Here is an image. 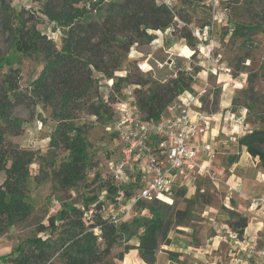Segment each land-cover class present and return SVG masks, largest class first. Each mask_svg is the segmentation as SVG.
<instances>
[{"label":"rangeland","instance_id":"374dc122","mask_svg":"<svg viewBox=\"0 0 264 264\" xmlns=\"http://www.w3.org/2000/svg\"><path fill=\"white\" fill-rule=\"evenodd\" d=\"M43 1L0 0V59L9 55L14 57L10 65H2L1 73L9 69L16 70L20 77L21 89H25L38 76L43 62L39 56H23L13 52L8 32L10 24L15 25L17 18L25 28H35L50 38L57 47L60 46L61 29L41 14ZM156 1L166 3L173 9L175 33L172 29L155 32V40L150 44L132 47L120 71L114 73L115 79L140 73L146 75L145 78L166 82L174 78L178 71L184 72L193 76L192 91L189 93L198 98L199 110L203 114L213 115L214 118L218 116L221 123L224 122L226 114L235 120V123L239 119L241 121V130L234 131L231 128L228 132L219 131L214 139L211 136L208 138L215 149V157L208 175L188 179L182 187L174 188L170 195L171 200H167L169 203L159 202L172 205L173 208L169 213L172 222L167 234L169 243L159 246L156 264L157 258L160 257L166 259L165 263L168 260L174 264H187L185 256L181 255L179 244L182 236L187 234L193 241H199L229 230L231 240H241L243 236L238 238L233 231L232 226L237 221L234 214L245 217L248 223L250 214L246 210L253 208L254 214H257L256 210L264 212L263 206L252 207L253 200L262 199L264 194L250 197L241 194L230 195L227 191L228 181L225 179L226 170L232 161L241 155L251 161V167L256 165L257 170L264 168L257 158L256 164H253L254 158L238 145V139L246 133L253 129H264V0H217L216 7L207 5L203 0ZM237 26H243L245 29L234 34ZM182 28L190 31L194 45L189 46L187 41L179 36V30ZM197 30L208 34L207 43H211L213 47L214 63H207L202 57V44L197 35L195 36ZM113 83V80L105 79L99 83L100 95L107 103L125 102L139 89L138 86L122 83L117 91ZM179 96L185 97L182 94ZM16 115L23 121V132L10 141L33 155L26 186V202L32 207V212L26 219L0 234V264H9L10 259L18 255L17 250L25 245L26 240L49 237L46 233L38 234L37 226L47 225L48 218L54 216L64 204L73 203L81 208L84 200L92 199L89 202L94 201L93 205L101 203L103 218L114 213L113 202L111 203L107 190L111 186L108 165L119 159L116 137L112 130H109L115 116L106 121L84 113L77 115L74 123L84 131L89 165L85 171V179L72 190L62 192L59 190L55 172L66 159L67 152L61 145L51 146L50 137L56 122L52 119L50 110L37 106L31 116L27 110L20 108ZM208 131L210 129L206 131L205 137ZM241 177L242 180L248 179L245 172ZM3 178L4 175L0 173V184ZM256 181L259 182V179ZM127 188L129 187L126 186ZM130 188L132 190L131 186ZM181 190L185 192L183 196L180 195ZM237 200L240 207L236 205ZM145 206L138 204L133 207L124 216L123 221L130 222L134 218L148 217ZM176 212L184 215L175 216ZM56 237V234L51 235V240ZM128 244L137 245V239L133 238ZM122 247H114L106 261L124 264L126 258L131 259L127 256L129 251L121 261L119 260ZM136 261L138 264L144 263L138 255ZM129 262L128 264H133L134 261ZM39 264H61V261L57 253H52L46 263Z\"/></svg>","mask_w":264,"mask_h":264},{"label":"trees","instance_id":"16d2710c","mask_svg":"<svg viewBox=\"0 0 264 264\" xmlns=\"http://www.w3.org/2000/svg\"><path fill=\"white\" fill-rule=\"evenodd\" d=\"M40 12L61 29L59 47L35 28H25L17 18L16 24H10L8 29L14 53L41 58L43 67L38 76L21 89L16 70L1 73L2 65H10L14 57L0 59V173L4 175L0 184V234L32 212L26 202V186L33 155L10 141L23 132V121L16 115L18 109L27 110L31 116L37 106L50 110L56 122L51 146L61 145L67 152L55 172L59 190L63 192L85 179L89 165L84 131L74 123L77 115L84 113L106 121L115 116L113 105L118 101L107 103L102 99L99 92L102 79L113 80L117 91L122 83L139 87L132 99L136 118L142 122L170 119L168 107L179 95L192 91L193 76L180 71L166 82L145 78L140 73L114 77L132 47L150 44L155 40V32L172 29L175 33V14L167 4L156 0H44ZM244 29L237 26L234 34ZM179 32L189 46L194 45L190 31L182 28ZM238 145L264 166V129L246 133L238 139ZM107 192L112 203L114 188L110 186ZM184 193L181 190L180 195ZM90 200H84L81 208L73 203L64 204L48 218L47 225L37 226L38 234L46 233L49 237L26 240L9 264L46 263L52 253H57L61 264H113L106 259L120 245L123 246L120 261L129 251L136 250L142 262L156 264L159 246L169 243L172 205L159 200L141 201L138 204L146 205L148 217L114 223L110 217L101 216V203L93 205L95 202ZM89 209L93 213L86 218ZM182 215L175 213L178 217ZM234 216L237 221L233 231L242 238L247 219ZM53 234L57 236L55 240H51ZM133 238L137 239L135 246L128 244Z\"/></svg>","mask_w":264,"mask_h":264},{"label":"built area","instance_id":"2783aa9c","mask_svg":"<svg viewBox=\"0 0 264 264\" xmlns=\"http://www.w3.org/2000/svg\"><path fill=\"white\" fill-rule=\"evenodd\" d=\"M203 1L214 7L218 5L217 0ZM196 33L202 44V57L207 63H214L208 34L198 30ZM182 95L185 97L178 96L168 107L170 119L159 123L137 120L132 97L113 105L115 119L109 130L116 137L119 159L108 165V178L114 188V213L107 217L114 223L123 221L141 201L169 203L167 200H171L176 186L182 187L188 179L209 174L215 157V149L205 137L209 116L199 110L196 96L188 92ZM227 191L230 195L239 194L237 186L227 184ZM252 206L264 207V197L253 200ZM92 213L89 209L85 217ZM252 257L246 264H264V246Z\"/></svg>","mask_w":264,"mask_h":264},{"label":"crops","instance_id":"0c3cea01","mask_svg":"<svg viewBox=\"0 0 264 264\" xmlns=\"http://www.w3.org/2000/svg\"><path fill=\"white\" fill-rule=\"evenodd\" d=\"M212 116H209L210 131L207 132L206 136L208 142V138L211 136L214 139V136L219 131L228 132L231 128L234 131L241 130L240 119L235 123L236 121L226 114L224 115V122L221 123L218 116H215V118ZM256 161L254 158L253 164H256ZM250 163L251 161L246 156L241 155L232 161V164L226 170L227 176L225 179L228 181L227 184L238 186L237 189L240 190L237 195L241 194L242 196L250 197L264 194V168L257 170L255 168L256 165L251 167ZM222 168L223 166L220 167V169ZM244 172L248 177L246 180H242L243 178L241 177ZM257 179H259V182L256 181ZM236 197L238 198V196ZM236 205L240 207L238 200ZM244 209L246 210L247 207H244ZM262 209L264 210V207ZM235 210L240 212L237 209ZM252 211L255 210L253 208L246 210L250 216L248 217L245 214L248 217V223L241 240H231L228 235L229 230L199 241H193L187 234L182 236L179 244L180 249H182L181 255L185 256L187 264H246V262L253 260V257L250 258L252 254L264 246V212L256 210L257 214H254ZM137 255L136 250H132L127 254L131 258L129 260L134 261L132 262L133 264H138L136 261ZM165 261L166 259L161 257L160 259L157 258V264H174L171 261L167 260L166 263Z\"/></svg>","mask_w":264,"mask_h":264},{"label":"bare ground","instance_id":"6f19581e","mask_svg":"<svg viewBox=\"0 0 264 264\" xmlns=\"http://www.w3.org/2000/svg\"><path fill=\"white\" fill-rule=\"evenodd\" d=\"M128 263H130V262H129V258H126V259L124 260V264H128Z\"/></svg>","mask_w":264,"mask_h":264}]
</instances>
